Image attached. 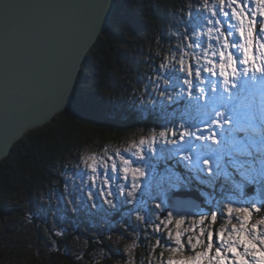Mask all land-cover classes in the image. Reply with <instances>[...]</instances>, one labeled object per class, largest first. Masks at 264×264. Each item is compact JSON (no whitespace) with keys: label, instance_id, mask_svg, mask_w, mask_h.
Listing matches in <instances>:
<instances>
[{"label":"snow or ice","instance_id":"1","mask_svg":"<svg viewBox=\"0 0 264 264\" xmlns=\"http://www.w3.org/2000/svg\"><path fill=\"white\" fill-rule=\"evenodd\" d=\"M204 6L212 17L207 20L206 32L201 33L207 36V45L202 46L199 36L186 37L189 42L185 48L192 51H182L178 58L168 57L160 65L167 71L175 63L184 73V87L180 88L177 99L186 95L189 101L196 102L199 122L182 120L176 127H166L158 134L152 130L149 137H142L124 152L117 149L112 154L105 152L103 156H84L82 164L87 179L81 178L80 194L69 202L72 204L69 210H85L91 214L102 207L97 203L98 199H102L115 214H119L118 209L123 204L132 205L127 215L135 214L137 221L150 226L151 234L156 237L153 251L163 248L168 253L166 260L164 251L159 253L160 264H264V218L253 219L254 214L264 213V200L253 198L243 204L219 201L212 206V193L217 186L223 191H234L240 197L250 195L257 186L264 191V146L257 168V153L247 139L248 128L255 116L243 118L235 110L213 106L220 100L238 98L249 83H264V0H216L212 4L204 0ZM74 7L79 8L83 16L73 54L60 68L54 84L41 94L38 122L51 119L62 109H86L93 104L90 98L77 95L75 82L84 54L103 31L111 7L108 0H93ZM221 16L225 21L234 22L227 23V30L219 19ZM234 34L238 41L233 39ZM196 49H200L198 54ZM205 73L213 79L206 80ZM160 79L158 76L157 80ZM163 83L169 85L170 81L164 79ZM159 95L164 96L165 92L161 91ZM261 120L264 128V117ZM158 144L162 145L160 159L168 161L179 157L177 168L183 162L187 174H173L167 170L161 174L160 191L154 197L157 202L149 206L142 197V185L148 175L146 164L138 161L146 162L150 153L156 155ZM163 145L172 148L167 150ZM165 151L167 155H164ZM152 171L155 177L156 169ZM203 173L212 178L207 183L211 191L206 196L201 195L203 206L198 211H187L181 201L174 207H166V201L161 197L186 187ZM78 203L82 207H78ZM218 217L226 220V224L217 231L212 226ZM185 224H188L187 228ZM125 230L135 231L127 224ZM55 235L62 236L64 231L58 230Z\"/></svg>","mask_w":264,"mask_h":264},{"label":"trees","instance_id":"2","mask_svg":"<svg viewBox=\"0 0 264 264\" xmlns=\"http://www.w3.org/2000/svg\"><path fill=\"white\" fill-rule=\"evenodd\" d=\"M215 2L209 0V4ZM118 3L112 26L90 52L77 83V95L90 98L92 106L60 113L46 126L28 133L0 163V264H125L128 257L122 249L113 250L102 235L93 239L90 234H80L79 229L78 233L64 231V235L56 236L48 217L47 205L54 201L50 199L52 194L66 195V179L70 182L71 170L82 155L112 154L129 138L149 137L152 130L158 134L182 120L199 122L196 102L189 101L186 95L177 99L184 87V73L175 63L167 71L160 65L168 57L178 58L182 51L191 52L185 45L194 36L200 37L202 46L207 45L208 38L201 33L206 32L207 20L212 17L204 0ZM219 19L227 30V23L232 21L222 16ZM233 39L238 41V36L234 34ZM192 63H196L194 58ZM203 76L213 79L206 73ZM164 79L170 81L169 85L163 83ZM161 91L164 96L159 95ZM243 96H234L228 110L236 112ZM259 217L263 218V214ZM39 218L46 220L37 225ZM19 219H26L30 226L37 227L40 236L47 237L42 247L25 246L21 236L17 237L19 241L8 230L7 224ZM113 221L119 222L116 218ZM13 226L16 228L14 223ZM214 229L218 231L216 226ZM74 242L85 244L78 257L71 251ZM154 243L144 239L132 264H154V256L166 253L163 248L153 251ZM151 251L155 254L151 255Z\"/></svg>","mask_w":264,"mask_h":264},{"label":"water","instance_id":"3","mask_svg":"<svg viewBox=\"0 0 264 264\" xmlns=\"http://www.w3.org/2000/svg\"><path fill=\"white\" fill-rule=\"evenodd\" d=\"M93 0H0V21L6 18L0 31V163L12 153L15 145L28 133L38 130L51 119L38 122V100L55 82L60 68L70 60L78 36V25L83 13L74 6L86 5ZM117 0H108L111 7L103 31L91 42L84 54L75 87L82 75L84 64L100 37L112 26ZM7 6V11L3 10ZM11 6L12 8H8ZM6 11V13H5ZM256 188L251 190V198ZM168 207L177 201L186 210L196 212L202 207L199 192L184 188L169 193ZM264 200V191H260Z\"/></svg>","mask_w":264,"mask_h":264},{"label":"rangeland","instance_id":"4","mask_svg":"<svg viewBox=\"0 0 264 264\" xmlns=\"http://www.w3.org/2000/svg\"><path fill=\"white\" fill-rule=\"evenodd\" d=\"M156 1V0H154ZM205 86V85H204ZM260 90V89H259ZM259 90H255V92H252L253 94L259 95L260 93ZM262 95V94H260ZM216 103V102H215ZM215 105V104H214ZM240 115L243 118H250L252 116L258 117L261 119V116L264 115V103H258L256 105H251L249 109L244 110L243 112L240 113ZM259 119H255L254 121L251 122V126L249 128L255 127L257 125V122L262 123V121H259ZM250 129H248V135L247 139L249 143L253 146L252 150L257 153V161H256V166L259 168L260 166V161H259V154L262 146H264V133L263 132H257V133H250ZM254 135L253 137H249L250 135ZM138 143L139 139H133L129 138L123 144L121 147H119V150L121 152H124L125 149H128L129 146L132 143ZM199 143V142H196ZM160 146H162L160 144ZM213 147H216L213 145ZM158 148V153L156 155L149 154V158L146 162H141L138 161V163L141 164H146V172L148 173L147 177L145 178L144 184L142 185V197L143 200L148 202V205L151 206L155 202H157L154 197H156L159 194L160 189L158 188V184L161 183L160 180V175L164 174L166 170L168 172H172L173 174H178L177 170L175 167L176 165V160L179 159V157H173L171 160L168 161H163L162 162H157L160 160L159 156V150L161 147ZM172 148L171 145H167L166 149L170 150ZM165 149V148H164ZM167 151H165L166 153ZM126 155H129L128 153H125ZM168 152L165 154L167 155ZM84 156H88L87 154L82 155V158L79 162L78 165L73 166L72 168V173H71V180L68 182L66 179V184L64 186V191L66 195L63 194H58V192L52 194L50 199H53L54 201H50L48 203V217H49V222H50V229L54 230L55 232L58 230H63L67 232L68 234L72 233H78V230L80 229V234L86 233L91 235V237L94 239L98 237L99 235H102L105 240H109L110 246L113 248V250H119L122 249L123 254L127 256L128 261L125 264H132L133 260L136 259V254H137V248L140 245H144V239H150L155 241V235L150 234L147 235V233H151L150 231V226H146L143 224V222H139L135 219V214H133L131 217L127 215V211L129 208L132 207L130 204H123L119 209L118 212L119 214H115L113 210L108 209L107 205L103 203L102 199H98L97 203L102 205L100 210H97L91 214H88L85 210H81L80 212H73L70 211L69 209L72 208V204L69 203L70 201L74 200L77 195L80 194L79 189L81 188V178L86 181V170L83 167L82 164V159ZM183 164V162H182ZM181 164V166H182ZM161 166V167H160ZM215 168V165H213ZM156 169L157 175L154 177L152 169ZM159 168H161L159 170ZM183 172L187 174L186 170L183 169ZM195 176L196 173H193ZM212 178H209L207 176V173H203L199 176L198 179L193 180L189 185L186 187L191 189V185L194 183L198 184L199 186H202L205 188L204 193L205 196L211 191L207 187V183L209 180ZM204 181V183H201L200 181ZM117 182H122V181H117ZM213 196V207L216 206V203L219 201H223L224 203H227L229 200L233 202L234 204H243L245 201H250L251 199H247L245 197H240L236 192L232 191H223L221 190L218 186L215 190L214 193H212ZM162 199H165L166 201V207H167V199L165 197H161ZM120 200H123L124 197H119ZM256 201H260L259 198L254 197ZM87 203V201H85ZM78 207H82L81 204H77ZM71 214H68V213ZM263 218H264V213ZM120 217H117L119 216ZM260 214H254L253 219H260L259 217ZM44 218V217H41ZM39 218L36 220L37 225H41L45 220H41ZM118 219L119 222L114 223V219ZM153 219L155 217L153 216ZM210 219V217H209ZM16 225V228H11V226ZM191 223V220H189V224ZM125 224L129 225L131 229H135V231L125 230ZM226 224V220L219 218L217 220V223L212 226L214 228L215 226L218 228L224 226ZM32 225V224H31ZM8 230H10L12 233H15L17 236L22 237V241L25 246L30 245L33 246V248H40L42 247L41 244L43 242L47 241V237L43 234L40 236L41 233L37 231V227L30 226L29 223H27L26 219H22L20 222V219L14 222H9L7 224ZM207 226V225H206ZM185 228L188 227V224L184 225ZM262 230H264V226H262ZM173 231H175L174 226H173ZM27 236L29 238H27ZM19 241L21 240L20 238H17ZM83 239V238H81ZM139 245V246H138ZM44 248V247H43ZM85 248V244H79L77 242H74L71 244V251L73 255L77 256L82 253V251ZM155 254L153 251H151V255ZM168 256V253L164 254V259L166 260ZM157 261H156V260ZM154 264H160L159 258L154 256ZM16 263V262H13ZM150 264H153L152 262Z\"/></svg>","mask_w":264,"mask_h":264},{"label":"bare ground","instance_id":"5","mask_svg":"<svg viewBox=\"0 0 264 264\" xmlns=\"http://www.w3.org/2000/svg\"><path fill=\"white\" fill-rule=\"evenodd\" d=\"M119 0H117V2H116V11H117V9H118V5H119ZM8 8H12L11 6H8ZM3 10H6L7 11V6H4V8H3ZM6 11H5V13H6ZM116 13V12H115ZM114 16H115V14H114ZM114 18V17H113ZM113 20V19H112ZM5 23H6V18L5 19H3V20H1L0 21V31H3L4 30V28H5Z\"/></svg>","mask_w":264,"mask_h":264}]
</instances>
